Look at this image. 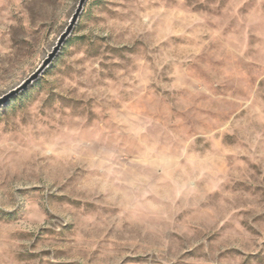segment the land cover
I'll return each mask as SVG.
<instances>
[{
	"label": "rangeland",
	"instance_id": "374dc122",
	"mask_svg": "<svg viewBox=\"0 0 264 264\" xmlns=\"http://www.w3.org/2000/svg\"><path fill=\"white\" fill-rule=\"evenodd\" d=\"M79 0H0V98ZM0 264H264V0H88L0 103Z\"/></svg>",
	"mask_w": 264,
	"mask_h": 264
},
{
	"label": "water",
	"instance_id": "95a60500",
	"mask_svg": "<svg viewBox=\"0 0 264 264\" xmlns=\"http://www.w3.org/2000/svg\"><path fill=\"white\" fill-rule=\"evenodd\" d=\"M88 0H79V4L77 6V9L73 16L71 17L68 26L64 30V32L59 37L55 47L53 50L49 53L48 57L43 61V63L40 65V67L34 72L28 79H26L20 86L15 88L14 90L10 91L8 94L0 98V103L3 102L5 99L9 98L10 96H13L15 94H18L20 91L25 90L29 84H31L34 80H36L43 71L48 67V65L53 61V59L56 57V55L59 53L61 47L64 45L66 40L71 36L73 33L76 24L79 21L80 15L82 14L84 7L86 5Z\"/></svg>",
	"mask_w": 264,
	"mask_h": 264
}]
</instances>
